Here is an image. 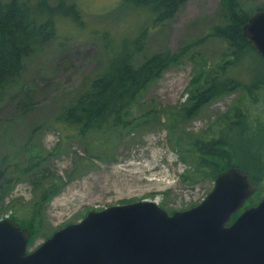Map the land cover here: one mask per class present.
I'll use <instances>...</instances> for the list:
<instances>
[{
  "label": "rangeland",
  "instance_id": "374dc122",
  "mask_svg": "<svg viewBox=\"0 0 264 264\" xmlns=\"http://www.w3.org/2000/svg\"><path fill=\"white\" fill-rule=\"evenodd\" d=\"M65 1L77 3L82 21L60 20L57 35L43 52L27 57L20 78L0 100V167L11 163L7 172L17 177L11 172L15 162H37L34 167L40 164L37 171L42 181V185H34L35 173L29 172L21 181H11L0 202V219L17 216L15 220L28 228L29 220L38 219L31 210L37 199L46 189L56 187L40 214L39 229L28 228L29 250L93 209L137 200L156 201L171 212L196 205L213 189L215 176L200 171L196 156L185 150L192 146L194 136L212 134L220 119L240 106L254 118H264V79L261 88L252 93L247 94L244 87L264 76V57L249 49L228 65L244 83L215 96L198 113L173 125L171 111L189 101L188 92L203 82L206 70L227 60L222 54L226 42L221 38L207 36L196 42L224 20V0H187L162 25H153L152 13L133 1ZM239 2L250 12L264 7V0ZM105 31L116 41L130 39L125 42L148 31L144 38L148 55L188 44L191 48L147 86L134 110L139 124L67 137L57 117L109 62ZM144 112L150 117L148 122L141 118ZM244 138L253 144L251 153H262V136ZM3 181L7 182L5 176ZM261 184L264 186V180Z\"/></svg>",
  "mask_w": 264,
  "mask_h": 264
},
{
  "label": "trees",
  "instance_id": "16d2710c",
  "mask_svg": "<svg viewBox=\"0 0 264 264\" xmlns=\"http://www.w3.org/2000/svg\"><path fill=\"white\" fill-rule=\"evenodd\" d=\"M128 1H133L151 12L153 25H162L172 19L187 0ZM224 1L226 2L224 20L213 25L210 31L196 42H203L207 36L221 38L226 42L222 54L227 60L221 61L216 68L206 70L207 75L203 78V82L195 84L191 92H188L189 101L176 111H171L174 118L173 125L198 113L215 96L244 83L239 81L228 65L245 52H249V49L256 53L243 31L244 24L253 12L244 9L240 0ZM263 8L259 7L256 10ZM62 19L79 23L82 21L81 9L76 2L56 0L52 3L50 0H35L30 3L28 0H0V100L4 91L20 78L27 57L43 52L57 35L58 22ZM147 32L144 31L137 39L128 42L125 41L130 39L116 41L112 35L107 34V31L103 32V37L106 35L108 37L107 46L111 50V58L105 69L92 77L89 86L76 96L72 103L64 107L57 117V123L63 131H67V137L87 135L94 130H106L108 127L129 129L136 123L139 124V117L135 115L134 110L147 86L160 77L169 64L180 61L191 48L188 44L176 50L164 49L148 55L144 47ZM263 79L264 76L253 83V86L244 85L248 89L247 94L261 88L259 83ZM244 108L237 107L233 114L224 115V120L220 119V126L212 134L194 136L195 140L191 141L192 146L185 150L196 156V167L205 175L213 174L216 177L219 172L230 166L241 167L257 184L255 193L247 201L248 205H254L264 197L262 193L264 186L261 184L264 180V149L262 148L264 118L260 116L254 118L255 116ZM141 118L145 122L150 120L145 112L142 113ZM244 135L255 138L258 135L262 136L260 140L262 145L259 147L263 149L262 153H251L253 144L245 140ZM34 164L37 162L27 164L23 161L15 162V168L11 172L16 173L17 177L7 172L11 163L0 167V202L6 196L10 182L21 181L26 172L35 173L32 181L34 185H42L37 171L40 164L35 167ZM4 176L7 180L5 183ZM55 191V186L53 189L43 191L31 208L38 218L35 221L34 218L29 220L28 228L31 231L39 229L40 214L46 201ZM241 211H237L233 218ZM10 217L18 220L17 216L10 215ZM21 225L25 226L22 223Z\"/></svg>",
  "mask_w": 264,
  "mask_h": 264
},
{
  "label": "water",
  "instance_id": "95a60500",
  "mask_svg": "<svg viewBox=\"0 0 264 264\" xmlns=\"http://www.w3.org/2000/svg\"><path fill=\"white\" fill-rule=\"evenodd\" d=\"M264 57V9L243 26ZM257 188L239 166L218 173L198 204L170 213L153 200L91 210L29 251L31 231L0 219V264H264V197L238 211Z\"/></svg>",
  "mask_w": 264,
  "mask_h": 264
},
{
  "label": "flooded vegetation",
  "instance_id": "af4514ba",
  "mask_svg": "<svg viewBox=\"0 0 264 264\" xmlns=\"http://www.w3.org/2000/svg\"><path fill=\"white\" fill-rule=\"evenodd\" d=\"M233 216H234V215H233ZM237 216H238V215H237ZM237 216H236V217H237ZM234 218H235V217H234ZM234 218L232 217V219L230 220V222H231Z\"/></svg>",
  "mask_w": 264,
  "mask_h": 264
},
{
  "label": "bare ground",
  "instance_id": "6f19581e",
  "mask_svg": "<svg viewBox=\"0 0 264 264\" xmlns=\"http://www.w3.org/2000/svg\"><path fill=\"white\" fill-rule=\"evenodd\" d=\"M168 180V179H167Z\"/></svg>",
  "mask_w": 264,
  "mask_h": 264
}]
</instances>
